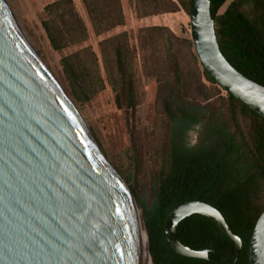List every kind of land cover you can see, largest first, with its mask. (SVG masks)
<instances>
[{
	"label": "trees",
	"instance_id": "trees-1",
	"mask_svg": "<svg viewBox=\"0 0 264 264\" xmlns=\"http://www.w3.org/2000/svg\"><path fill=\"white\" fill-rule=\"evenodd\" d=\"M227 1L209 0L219 49L235 70L264 86V0H230L218 13ZM80 2L95 36L124 25L120 0ZM137 3L141 5L135 9L137 19L179 10L190 16L191 11L190 0ZM43 12L41 26L52 49L88 40V29L73 0H54L43 7ZM164 30L163 26L141 27L138 34ZM183 42L192 63L199 68L205 94L189 97L190 86L178 54L165 41L168 77L158 86L156 97L164 138L152 152L156 171L150 175V203L146 206L138 200L150 259L153 264H229L234 259L231 240L199 215L182 219L176 226V236L191 249H207V259L180 256L167 245L163 236L166 214L178 204L197 200L221 213L229 230L242 241L236 264H247L248 239L264 209V119L216 83L197 60L191 39ZM98 45L116 106L134 111L138 104L132 64L135 48L129 46L125 31ZM60 64L77 98H90L104 89L98 57L90 45L63 56ZM194 127L196 137L190 144L187 133Z\"/></svg>",
	"mask_w": 264,
	"mask_h": 264
},
{
	"label": "water",
	"instance_id": "water-1",
	"mask_svg": "<svg viewBox=\"0 0 264 264\" xmlns=\"http://www.w3.org/2000/svg\"><path fill=\"white\" fill-rule=\"evenodd\" d=\"M195 56L216 83L264 119V86L222 55L209 0H190ZM136 205L4 0H0V264H141ZM208 218L242 248L221 213L187 201L165 216L163 236L180 256L207 259V249L179 242L184 218ZM247 264H264V209L248 239Z\"/></svg>",
	"mask_w": 264,
	"mask_h": 264
},
{
	"label": "rangeland",
	"instance_id": "rangeland-1",
	"mask_svg": "<svg viewBox=\"0 0 264 264\" xmlns=\"http://www.w3.org/2000/svg\"><path fill=\"white\" fill-rule=\"evenodd\" d=\"M4 1L34 51L70 99L106 159L127 185L144 229L149 252L148 234L138 200L146 206L150 203V175L156 171L152 152L164 138V132L159 123L160 107L156 102V97L158 86L162 85L168 77V74H165L167 72L163 48L165 41H168L178 54L181 69L190 86L189 97L197 98L205 94L201 88L204 81L200 76L199 68L192 63L190 51L183 42L184 39H191L189 16L179 10L176 13H163L137 19L135 9L141 7L137 0H120L124 25L95 36L80 0H73L76 10L88 29V40L80 45L54 50L41 26L44 17L43 7L54 0ZM229 1L220 8L218 13L224 10ZM151 26H163L165 30L138 34L141 27ZM124 31L129 46L135 48L132 64L134 76L137 79L138 104L134 111H126L116 106L114 92L108 85L98 45L99 41ZM85 45H90L98 57L100 74L105 86L96 95L79 99L63 73L60 59ZM196 129L194 127L187 133V141L190 144L195 141ZM150 262L153 264L151 259Z\"/></svg>",
	"mask_w": 264,
	"mask_h": 264
},
{
	"label": "bare ground",
	"instance_id": "bare-ground-1",
	"mask_svg": "<svg viewBox=\"0 0 264 264\" xmlns=\"http://www.w3.org/2000/svg\"><path fill=\"white\" fill-rule=\"evenodd\" d=\"M136 219H137L136 244H137L138 257L141 261V264H150L151 263L150 262V255H149L147 244H146V238L144 237V229H143L142 223H141L137 213H136Z\"/></svg>",
	"mask_w": 264,
	"mask_h": 264
}]
</instances>
